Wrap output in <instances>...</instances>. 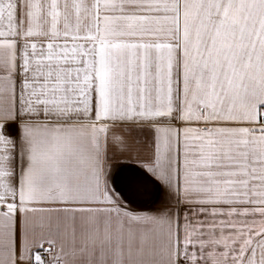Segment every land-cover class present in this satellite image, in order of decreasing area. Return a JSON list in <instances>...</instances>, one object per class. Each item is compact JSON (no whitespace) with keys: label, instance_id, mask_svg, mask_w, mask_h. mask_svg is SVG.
Segmentation results:
<instances>
[{"label":"snow or ice","instance_id":"1","mask_svg":"<svg viewBox=\"0 0 264 264\" xmlns=\"http://www.w3.org/2000/svg\"><path fill=\"white\" fill-rule=\"evenodd\" d=\"M0 264H264V0H0Z\"/></svg>","mask_w":264,"mask_h":264}]
</instances>
